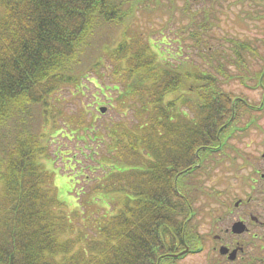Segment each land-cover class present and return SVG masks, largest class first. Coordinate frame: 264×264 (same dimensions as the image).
I'll list each match as a JSON object with an SVG mask.
<instances>
[{"label":"trees","instance_id":"trees-1","mask_svg":"<svg viewBox=\"0 0 264 264\" xmlns=\"http://www.w3.org/2000/svg\"><path fill=\"white\" fill-rule=\"evenodd\" d=\"M216 1L0 0V264H170L196 151L236 118L220 83L264 79L212 41Z\"/></svg>","mask_w":264,"mask_h":264},{"label":"flooded vegetation","instance_id":"flooded-vegetation-1","mask_svg":"<svg viewBox=\"0 0 264 264\" xmlns=\"http://www.w3.org/2000/svg\"><path fill=\"white\" fill-rule=\"evenodd\" d=\"M259 86L263 92L258 103L238 97L235 120L249 122L224 129L227 140L239 141L262 130L264 83ZM246 147H227L228 166L220 170L208 193L211 203L187 210L193 218L185 224L181 247L168 254L170 264L189 256L196 257L195 264H264V140L259 151Z\"/></svg>","mask_w":264,"mask_h":264},{"label":"rangeland","instance_id":"rangeland-1","mask_svg":"<svg viewBox=\"0 0 264 264\" xmlns=\"http://www.w3.org/2000/svg\"><path fill=\"white\" fill-rule=\"evenodd\" d=\"M178 2L180 3L181 0H178ZM226 2L227 0H225L224 3L226 4ZM217 3L218 0L214 4V7L217 8V10L213 9V12L216 13L215 15L216 17H218V20L216 21V19H214L212 20V22H210L212 28L211 34L213 35L212 41L215 44L216 42H222V45L224 46L223 49H228L229 52L231 48V42L224 40L223 37L227 39L232 38L233 36L234 38H238L239 40H249L251 44H254L256 46L257 53H260V56H264V0H243V3H239L238 1H236L234 4L232 0L231 3L229 1V3L226 4L227 9H221V12H219ZM260 5L263 6L260 7ZM204 8H206L207 12H209V9L207 7ZM163 18H165V15H161L159 12L154 15V19L156 20H160ZM176 20H180V17H177ZM185 21V18H183L182 22ZM215 35L218 36V39H215ZM228 45L230 46V48ZM243 53H245L244 56H246L248 63L246 65L245 63L241 62L239 63V67H241L242 70L249 71L248 74H245L246 77H248L249 75L254 76L259 68H261V71L264 72V58L262 60L260 56L253 55L250 51L246 50ZM229 65L230 66L228 68V73H232V71H235V69H237L234 64L230 63ZM241 68L239 69V71L241 70ZM254 80L257 81L255 82ZM240 82L241 81L239 79L230 78L226 79L225 82L222 81V84L220 83V86L221 89L230 91L231 93L233 92L234 95L236 93L237 95L235 96H241L247 100H251L255 103H258L263 92L262 87L256 84L259 82L258 77L256 76L255 78L254 76V79H252L248 83L243 84V82ZM259 83H264V79ZM107 107L108 105L106 106L107 110L104 113L107 114L109 112L111 114V109L109 110ZM244 121L249 122V119L245 118L244 120H235L234 123L237 122V125L241 127L243 126ZM259 121L262 125L261 131L251 132L248 137L243 138L239 141H236V139L238 138L235 137V139H233L234 141L231 142L240 149L248 145L246 147V150H261V140H264L262 139L264 138V119ZM231 142H228V147H230ZM224 152L225 154L220 155L219 157L214 156L215 160H213L214 157H212V159H209L207 163H204L199 167L195 164H192L195 169L193 168L194 170H192V173H188L186 176L190 178L189 187L192 189V193H190L188 200L191 199L193 201V207L189 209H184V211L190 209H202L209 205V203H211V199L208 197V193L211 191L212 185L217 176L219 175L218 173L220 172V170H225V167L228 166L229 157L227 156H229V152ZM207 164L210 165V167H207ZM50 165L51 166H49V168L54 169L55 167H57L54 166L51 162ZM55 174L56 184L58 186V193L60 195L59 197L63 199L68 205H70V207H75L77 205L75 193L77 194L79 193V191L74 187L72 188L73 180L69 181V175L58 169L57 171H55ZM70 177L73 178V176ZM81 177L83 178V174L80 175V178ZM181 179L182 178H180L179 181ZM85 182L86 181L82 180L77 184V186L82 185ZM176 187L179 192L184 194V192L181 188H179V186ZM73 191L75 193H73ZM196 260L197 259L195 256H189L182 260L180 264H195Z\"/></svg>","mask_w":264,"mask_h":264},{"label":"bare ground","instance_id":"bare-ground-1","mask_svg":"<svg viewBox=\"0 0 264 264\" xmlns=\"http://www.w3.org/2000/svg\"><path fill=\"white\" fill-rule=\"evenodd\" d=\"M223 135L224 134L221 133L220 135L218 134L216 140L208 144V146H205L202 149L196 151L197 157L195 162L192 164H195L196 166H201L204 163H207L209 159H212V157L214 156L219 157L220 155L225 154L224 151L229 152L230 148L227 149V147H228V142L230 140H227V138H225ZM231 144L233 143L231 142L230 145ZM214 146H216V148H213ZM200 155H202V157H200ZM213 160H215V157Z\"/></svg>","mask_w":264,"mask_h":264},{"label":"water","instance_id":"water-1","mask_svg":"<svg viewBox=\"0 0 264 264\" xmlns=\"http://www.w3.org/2000/svg\"><path fill=\"white\" fill-rule=\"evenodd\" d=\"M106 109V106H100V110L104 111Z\"/></svg>","mask_w":264,"mask_h":264}]
</instances>
